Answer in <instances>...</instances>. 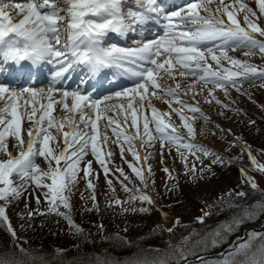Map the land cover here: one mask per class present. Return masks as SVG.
Returning a JSON list of instances; mask_svg holds the SVG:
<instances>
[{
	"label": "snow or ice",
	"instance_id": "6c2138e0",
	"mask_svg": "<svg viewBox=\"0 0 264 264\" xmlns=\"http://www.w3.org/2000/svg\"><path fill=\"white\" fill-rule=\"evenodd\" d=\"M256 2L260 14L264 15V0H256ZM127 3L128 0H28L23 5H15L18 14L23 17L18 22H13L5 8L0 7V154L7 157L0 158V200L5 204H10L12 200L21 199L27 193L30 184H34L40 189H47L42 193L47 203V209L45 211H41L39 208L29 209L26 204L27 211L21 214V219H25V216L29 221L36 216L55 215L61 217L66 221L71 235L82 237L89 243L92 242L91 234L72 219L70 214L72 205L65 192L70 193L71 186L77 182L76 172L81 160L87 155L85 150L90 142L92 154L96 157L97 162L101 164L106 175L109 172L101 159V152L96 143L100 135L99 121L106 120V127L115 125L116 127L112 128L113 135L118 139L123 136V139L130 144L128 150L132 151L133 156L139 160L138 153L131 147V140L134 137L118 132L117 129L121 128V122L113 119L108 113L123 114L125 123H127L130 114L131 127L137 129L135 138L143 139L139 133L137 116L147 100L152 111L150 122L155 125V132L161 141L162 148L164 141L167 140L169 143L177 144L178 148L183 147L193 154L195 151H202L205 156L215 155L201 145L187 142L179 135L167 132L170 125L165 123L157 110L151 106V96L171 97L192 113L201 110L180 100L177 90L181 88V84L176 83L174 88L165 89L160 82L167 79L175 80L177 65L182 69L178 72L180 77L197 76L198 72H203V75H198L197 79L204 83L211 82L219 88L236 87L249 79H264V69L252 66L246 61L227 57L228 49L240 48L248 50L246 55L251 56L258 50L264 57V39L254 35L258 34L259 37L264 38V28L257 23L259 17L256 12L247 5L240 4V9L245 12L244 22L247 25L245 28L240 26L227 5L223 7V13L228 17V22H225L222 18H209L201 15L197 10L201 5L197 3H188L185 7L168 11L170 5L167 0H134L135 7L129 6L125 11ZM150 24L160 26L163 33L156 35L155 39L142 38L135 42L134 47L107 44L106 38L110 33L126 37L128 34L139 32L143 37ZM209 44L213 46L209 47ZM216 49L220 50L222 57L229 59L232 65L238 66L242 71L223 69L225 75H221L218 71H212L211 66L206 63L205 52L212 54ZM211 59L215 61L217 67H220V59L216 55L212 54ZM24 62L33 68H39L41 65L51 67L52 71L49 73L46 88L13 87L12 84L4 82V76L8 74L7 65L16 66L19 71L11 78L19 79L26 74ZM76 69H83L89 78L98 77L106 69H114V78H126L133 82V86L116 91L113 95H106L103 99L93 98V92L82 91L79 86L72 91L57 87L71 79V73ZM35 81L36 76L29 74V82L35 83ZM87 82V80L81 79L82 84H87ZM188 87L191 90L194 84ZM55 93L61 94L58 100L54 96ZM209 95H212L211 91ZM37 97L46 98L48 103L40 104L37 109L36 104L39 103ZM114 98L126 99V106L124 103L118 105L108 103ZM69 99L71 100L70 106ZM216 102L220 103V101ZM54 103L62 105V111L71 114L65 116L64 120L73 128L71 133H63L65 147L59 152L49 145L50 141H56V137L49 132V129L56 128L57 131H61L64 127V123H57L52 117ZM222 106L226 109L229 107L228 105ZM20 109H23V113ZM38 110L41 111V114L39 119H36ZM77 113L78 121L75 119ZM24 116H27V120L32 125L27 129V141L22 136ZM204 119L207 120L208 117L204 116ZM181 120L184 121L188 136L194 139V128L187 123L183 115H181ZM45 121L47 127L44 126ZM81 125L83 128L90 127L92 135L89 136L87 132L79 130ZM175 131L173 128V133ZM70 135L72 143L69 142ZM143 136L149 137V142L155 139L150 134L147 117H144ZM8 137L14 138L11 148L18 151L16 156H13L9 150ZM103 141L104 143L108 141L106 133L103 135ZM73 145L79 146L69 153V148H73ZM121 154H123L122 147ZM108 155L111 156L112 153L109 152ZM37 157H42L48 162L47 170L42 169L36 163ZM249 159L255 170L264 172V165H257L250 152ZM53 161L56 167H52ZM61 161L66 162V167L63 169L59 167ZM213 163L223 164L224 161L221 157L216 156ZM91 167V162H88L83 168L85 177L90 175ZM129 167L147 188V180L142 170L131 164ZM117 171L123 175L122 169H117ZM164 171L167 172V169ZM191 171L195 173V166ZM202 171L203 169H201ZM241 171L244 174L243 170ZM149 172H151L150 167ZM192 179H196L195 175L192 176ZM46 180H50L51 183L45 182ZM247 181L254 191H259V186L253 177L247 176ZM108 183L111 185L112 182L109 180ZM121 184L123 185L122 181ZM87 186L93 189V192L95 191V185L91 180H88ZM123 190L132 193L128 200L121 201L116 198L110 202L109 207L129 204L130 207L123 208L122 213H148L151 210L149 207L136 208L131 205L137 200L142 204H155V201L146 193L141 192L137 195L126 185H123ZM227 195L231 197L233 193L229 192ZM234 195L237 198H244L247 193L239 191ZM91 199L95 201V195H92ZM36 203L37 205L41 204L39 197H37ZM218 206L221 211L228 209L237 211L228 220L221 222L215 229L206 232L195 241H192V237L199 236V233L193 230L188 236L183 237L181 243L176 246L169 243L168 249H151L150 251L161 253L156 258L122 261L111 255L102 258L97 254V262L98 264H191L190 258L196 257L199 264H205L204 257L199 256L200 252L207 251L210 247H218L226 241L228 234H232L244 223L253 221L264 214V199L249 206H241L221 197ZM61 207L69 211H60ZM212 208L213 205H208L209 210L205 211L203 216L197 217V222L204 223L205 217L212 214ZM94 209L99 211L98 203H94L93 208L88 211ZM162 215L166 216L167 214L162 213ZM0 223L7 225V232L12 237L15 248L29 257L30 264H37V261L39 264H51V261L45 260L43 256L30 255L28 250L18 243L20 238L11 225L4 206H0ZM175 224H179V218L176 219ZM21 227L23 228V225ZM29 227H32L31 223H29ZM98 227L102 239L105 241L131 243L118 233L105 236L103 235L104 226L101 224ZM159 228L161 226L157 225L152 231L155 232ZM163 230L169 233L173 231L172 228ZM248 235L250 237L248 241L234 249L230 248L227 253H221L222 259L219 264H264V243L252 251V241L260 234L249 232ZM75 247H79V245H75ZM54 251L53 259L55 260L62 256L66 250L56 248ZM249 253L251 254L249 255ZM239 256H243L244 259L238 260ZM0 264H25V262L14 256L9 258L0 256Z\"/></svg>",
	"mask_w": 264,
	"mask_h": 264
},
{
	"label": "rangeland",
	"instance_id": "374dc122",
	"mask_svg": "<svg viewBox=\"0 0 264 264\" xmlns=\"http://www.w3.org/2000/svg\"><path fill=\"white\" fill-rule=\"evenodd\" d=\"M170 1L171 0H167V3L170 5L168 11H174L180 7H185L188 3H197L201 5V7L197 9L201 15L208 16L209 18H222L225 22H228V17L223 13V7L227 5L229 6V11L233 12L234 18L239 22L240 26L245 28H247L244 22L245 12L240 9V4L247 5L255 12L259 11L256 0H223V3H221V0H183L178 4H170ZM26 2H28V0H0V7L5 8V11L13 19V22H18L23 17L18 14V9L15 5H23ZM129 6L135 7L134 0H128V3L125 5V11H127ZM257 16L259 17L257 23L260 27L264 28V15H261L259 12ZM250 19H252L251 16ZM162 33L163 29L160 26L150 24L143 37L140 35L128 34L126 37L124 36L123 39L118 40L114 38L111 33L106 39L107 44H116L120 47H134L135 42L142 38L155 39L156 35ZM254 35H256L257 38L264 39L259 37L258 34ZM212 46L213 45L209 44V47ZM247 51L248 50L244 48L235 50L228 49L227 57L246 61L252 66L264 69V57L261 56L258 50L251 56L246 55ZM212 54L220 59V67H217L215 61L211 59ZM212 54L205 52V56L207 57L206 63L211 66L212 71H218L221 75H225L223 69L242 71L238 66L232 65L229 59L222 57L219 49H216ZM45 67H47L45 69L46 76L36 80L35 83H29L28 79V82L22 85L10 84H12L13 87L31 86L37 89L41 87L46 88L49 73L52 69L48 65H45ZM180 70L182 69L177 65L176 79H167L160 83L165 89L168 87L174 88L176 83L181 84V88L177 90V95L180 100L187 105L198 107L201 111L192 113L188 108L182 107L181 103L176 102L171 97H164L162 95L160 98L151 96V106L157 110V113L160 114L165 123L170 125L167 129L168 133L179 135L187 142L201 145L215 155L205 156L202 151H195L193 154V152L183 147L178 148L177 144L169 143L167 140L164 141V147L162 148L161 141L155 132V125L150 122L152 111L148 106L147 100L137 116L139 133L143 139L135 138L137 129L131 127L130 114L127 123H125L123 114L116 115L114 112H109V116L121 122V128L117 129V131L123 132L124 135L134 137L131 140V147L133 151L138 153L140 159L137 160L133 156L132 151L128 150L130 144L123 139V136H120L118 139L117 136L113 135L112 128L116 127L115 125L106 127V120L99 121L98 131L100 135L96 143L97 148L101 152V159L109 169V172L106 175L101 164L97 162L96 157L92 154L90 142L85 150L87 155L81 160L76 172L77 182L74 186H71L70 193L67 191L65 192V195L69 196V202L72 205L70 212L71 216L77 211L93 208L94 203H98L99 211L104 210L110 220L114 222L117 232L122 237L128 238L134 236L137 238L143 235L148 229H153L156 228L157 225H160L161 228L157 229V231L163 235L167 243L176 246L181 243L183 237L187 236L183 227L197 221V217L203 216L204 212L208 210V205L219 207L218 205L221 201V197L230 200L234 204L236 203L233 196L229 197L227 195L231 192L227 182V179H232L231 176L228 175L227 178L220 179L216 178L209 170L211 167H223L226 169L229 165H235L240 171V181L244 185L251 187L247 181V176H251L256 180L259 191L264 192V172L255 170L252 161L249 159L250 152L252 157L255 158L257 165H264V79H249L242 85H237L236 87L226 86L225 88H219L211 82L204 83L199 81L197 76L203 75V72H198L197 76L189 75L180 77L178 75ZM110 71L115 73L114 69ZM80 75L81 73L74 77L71 73L70 80L74 79V81L70 83V81L66 82V80L64 83L57 85V87L62 90L66 89L72 91L79 86L82 91L93 92V98L103 99L106 95H113L116 91H122L125 88L133 86V82L126 78L108 84L107 80H109V78L106 76L107 80L103 82L104 85L91 91V87L84 88L79 85L80 79L78 76ZM113 78L114 76H112V79ZM4 82L9 83L5 80ZM193 84L194 87L189 90L188 86ZM212 87H214V89H211ZM210 91L212 93L211 96L209 95ZM196 93L200 94L197 95ZM216 94H218V96ZM60 95V93L54 94L57 100L60 98ZM37 100L39 101V103L36 104L37 109H39L40 104L46 105L48 103L46 98L41 99L37 97ZM216 101H220V103ZM68 103L70 106V99ZM108 103L111 105L124 103L126 106L127 100L124 98H114ZM198 103L200 105H198ZM222 105H228L229 107L226 109ZM62 107V105L54 103L52 117L57 123H64L63 129L61 131H57L56 128L49 129V132L56 137V141H50L49 145L57 152L63 150L65 147L63 133H71L73 131V128L64 120L65 116L71 114L62 111ZM173 109H175V111H173ZM20 111L23 113V109H20ZM201 113H203V115H201ZM40 114L41 111L38 110L35 118L39 119ZM181 115H183L187 123L191 124L194 128V139L188 136L187 129L184 127V121L181 120ZM204 116L208 117V119L205 120ZM144 117H147L149 120L151 136L155 137V139H152L150 142L149 137L143 136ZM75 119L78 121V113ZM253 121L254 123H252ZM31 126V122L27 120V116H24L22 120V136L25 141L28 139L27 129ZM44 126L47 127L46 121ZM173 128L176 130L175 133H173ZM79 130L87 132L89 136L92 135L90 127L83 128L81 125ZM105 133L108 136L107 143L103 141V135ZM7 139L10 142L9 150L12 152L13 156H16L18 151L11 148V142H14V138L8 137ZM69 142L72 143L71 135L69 136ZM78 146L79 145H73V148H69V153ZM121 147L123 148V154H121ZM109 152L112 153L111 156L108 155ZM216 156L221 157L224 163H213ZM145 157H147V159H145ZM0 158L7 157L0 154ZM88 162H91L92 167L90 175L85 177L83 168ZM36 163L42 169L47 170L48 162L44 158L37 157ZM130 164L142 170L147 180V188L141 183L132 168L129 167ZM193 166H195L196 169L195 173L191 171ZM52 167H56L54 161L52 162ZM59 167L61 169L66 167V162L61 161ZM149 167L151 168V172H149ZM117 169H122L123 175H121V172L117 171ZM164 169H167V172L164 171ZM201 169H203L202 172ZM241 170H243L244 174H242ZM193 175L196 177L195 180L192 179ZM125 177H128V179H125ZM88 180H91L95 185L94 192L93 189L88 188ZM109 180L112 182L111 185L108 183ZM121 181L123 185L132 189L135 194L139 195L141 192L146 193L155 201L154 205H148L142 204L137 200L131 205L136 208L149 207L151 209L150 212L122 213L123 208L130 207L129 204L113 205L112 207L108 206L114 199L119 198L121 201H126L132 194L123 190ZM45 182L51 183L50 180H46ZM179 185L183 187L178 189ZM113 189H115V191H113ZM46 191L47 189H40L34 184H30L27 193H25L21 199L12 200L10 204H5L4 201L0 200V206L5 207L6 215L20 238L18 243L22 244L26 240L25 228L29 220L26 216L25 219H21V214L27 211L25 205L27 204L29 209L39 208L41 211H45L47 209V203L42 193ZM92 195H95V201L91 199ZM37 197L41 200L40 205L36 203ZM60 211L68 212L69 210L61 207ZM99 211L95 209L92 210V212L95 213ZM162 213H166L167 215H162ZM177 218H179V224H175ZM21 225H23V228ZM5 228L7 229V225H5ZM168 228H172L173 231L169 233L163 230ZM125 229H127V231H125ZM68 231L69 228L67 232ZM77 243V239L69 232L68 235L63 236L60 240L54 241L52 247L54 249H68L75 246Z\"/></svg>",
	"mask_w": 264,
	"mask_h": 264
},
{
	"label": "trees",
	"instance_id": "16d2710c",
	"mask_svg": "<svg viewBox=\"0 0 264 264\" xmlns=\"http://www.w3.org/2000/svg\"><path fill=\"white\" fill-rule=\"evenodd\" d=\"M209 170L213 176L219 179L227 178L228 175L231 176L232 179H227V182L229 189L233 193V197L236 200L235 204L249 206L264 199V192L254 191L251 187L244 185L240 181V171L237 166L229 165L226 167V169L223 167H211ZM182 187V185H179L178 189H181ZM239 191L246 192L247 196L244 198L235 197L234 194ZM236 211V209L221 211L220 207H213L212 214L205 218L204 223L195 221L191 224L185 225L183 229L185 230L187 236L189 233H192L193 230L199 233V236L192 237V241H195L199 239L200 236H203L206 232L215 229L221 222L228 220L235 214ZM262 217H264V214H261L253 221L244 223L235 232L228 234L224 243L220 244L218 247H210L207 251L200 252L199 255L216 253L217 251L222 250L223 247L228 244L233 237L241 235V229L244 226L253 225L257 223ZM72 219L86 232L91 234V243L84 241L82 237L74 236L78 241L76 245H79V247L73 246L71 248L65 249L66 251L63 253V255L57 257L54 260L53 257L55 256V249L52 247L53 242L60 240L63 236L68 235L69 231L67 232L68 226L66 221H64L61 217L49 215L47 217L36 216L30 220L25 228V241H27V243L20 244L28 250L30 255L37 257L43 256L45 260L51 261V264H98L96 259L97 254L102 258L111 255L112 257L122 261L144 258L153 259L161 255V253L150 251L151 249L164 250L168 249L169 247V243L165 241L162 234H160L157 230L155 232L152 231L154 228L148 229L140 237H128L127 240L131 242L130 244H122L119 241L103 240L98 227L101 224L104 226L103 235L112 236L118 233L114 222L110 220L104 210H100L97 213L88 210L77 211L72 216ZM57 221H59V223H57ZM29 223H31L32 227H29ZM249 232H254V230H248L245 234V239L241 242H237V244L233 245L231 248L234 249L238 245L248 241L250 239L248 235ZM257 233L260 235L253 239L252 251H255L261 243H264V226ZM250 254L251 253H249V255ZM0 256H4L5 258L14 256L17 259L23 260L25 264H30L29 257L15 248L11 236L7 232L5 225L2 223H0ZM193 258L195 257H191L190 259ZM221 259V256L204 258L205 264H219ZM237 259L242 261L244 257L239 256ZM37 264H39V261H37ZM191 264H199V261L191 262Z\"/></svg>",
	"mask_w": 264,
	"mask_h": 264
},
{
	"label": "bare ground",
	"instance_id": "6f19581e",
	"mask_svg": "<svg viewBox=\"0 0 264 264\" xmlns=\"http://www.w3.org/2000/svg\"><path fill=\"white\" fill-rule=\"evenodd\" d=\"M181 1H183V0H171L170 1V4H178L179 2H181ZM257 12V14L259 13V11H256ZM135 35H140L139 33H136ZM112 36H114V38H116V39H118V40H121V39H123V37L124 36H121V35H117V34H115V33H112ZM45 65H41L39 68H33L30 64H28L27 62H24V68L26 69V74L24 75V76H22L23 78L26 76H28L29 74H32V75H35L36 76V79L37 80H39L41 77H45L46 76V72H45V69L47 68V67H45ZM7 68H8V74L7 75H5L4 77V79L5 80H7L8 82H15V81H13V79L11 78V76L12 75H14L15 73H17L19 70L16 68V66L15 65H13V64H9V65H7ZM115 72V71H114ZM79 73H81V75L80 76H78V78L80 79V81H79V85L80 86H83L84 88L85 87H88V88H90L91 87V91L92 90H94V89H96V88H98L99 86H101V85H104V83L103 82H105L106 80H107V78H106V76L109 78V80H107L108 81V84L109 83H114L115 81H117V80H120V79H125V78H120V77H115V78H113L112 79V76H114V73H112L110 70H104L98 77H95V78H89L85 73V71L83 70V69H76L72 74H73V76L75 77L77 74H79ZM45 74V75H44ZM22 77H20V78H22ZM85 79V80H87L88 82H87V84H82L81 83V79ZM15 80H18V79H15ZM70 81V83L72 82V81H74V79H72V80H70V79H68L66 82H69ZM103 83V84H102ZM200 83V82H199ZM14 84H17V83H14ZM18 85V84H17ZM185 85V84H184ZM211 86V85H210ZM209 87V86H208ZM202 88V87H201ZM210 89V88H209ZM211 89H214V87H212ZM223 93V92H222ZM179 94V93H178ZM218 94H219V92H218ZM218 94H216L217 96H218ZM187 96V95H186ZM203 96V95H202ZM214 97H216V96H214ZM201 98V97H200ZM202 104V103H201ZM198 105H200L199 103H198ZM26 121V120H25ZM60 145H61V143H60ZM101 187V186H100ZM102 189V188H101ZM100 190V189H99ZM103 192V191H102ZM106 194V193H105Z\"/></svg>",
	"mask_w": 264,
	"mask_h": 264
},
{
	"label": "water",
	"instance_id": "95a60500",
	"mask_svg": "<svg viewBox=\"0 0 264 264\" xmlns=\"http://www.w3.org/2000/svg\"><path fill=\"white\" fill-rule=\"evenodd\" d=\"M263 226H264V217L260 218L259 221L256 224L244 226L241 229V235L233 237L231 239V241L223 247L222 250L217 251L216 253L201 254L199 256H202L204 258H209V257H212V256H221L220 255L221 253L227 252L233 245H236L237 242L243 241L245 239V234H246V232L248 230L253 229L254 232H258V231H260L263 228ZM190 260H191V262L198 261L196 257L193 258V259H190Z\"/></svg>",
	"mask_w": 264,
	"mask_h": 264
}]
</instances>
